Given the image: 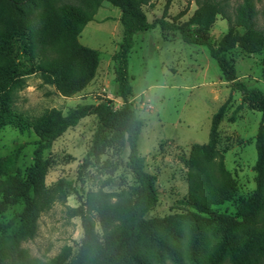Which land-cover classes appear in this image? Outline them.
<instances>
[{"label": "trees", "instance_id": "1", "mask_svg": "<svg viewBox=\"0 0 264 264\" xmlns=\"http://www.w3.org/2000/svg\"><path fill=\"white\" fill-rule=\"evenodd\" d=\"M57 1L0 0V128L9 126L20 134L31 132L36 137L32 163L24 177L14 172L19 145L0 157V215L22 204L19 212L0 223L2 232L14 228L4 240L0 239V264H30L21 244L34 237L41 213L65 201L70 187L63 179L45 186L50 164L43 159V152L67 129L90 115L95 116L97 124L85 158L97 161L106 148L126 149L125 166L134 184L118 192L88 191L76 207H66L69 217L79 219L81 238L75 252L64 246L47 264H152V259L159 261L161 254L177 264L183 224L189 231L185 245L191 264H199L197 256L203 254L207 227L218 236L207 264L223 260L228 264H264V93L238 81L226 56L233 48L246 54L264 49V32L255 25L252 0H241L231 16L220 1L196 0L192 14L182 23L176 22L180 15L171 21L161 17L147 22L139 9L147 0H83L80 6ZM102 1L120 13V41L110 57L120 106L114 108L111 101L103 100L95 105H76L64 115L54 108L34 116L18 111L15 93L23 82L17 57L12 54L14 45L17 56L33 62V70L44 83L52 85L62 97L75 95L92 81L98 66L99 53L80 45L77 38ZM217 16L226 22L227 30L212 42L203 34ZM155 27L161 32H177L185 44L205 47L230 93L237 91L241 102L260 115L254 135V188L246 200L240 201L234 215L211 209L231 201L235 191L222 158L215 159L217 129L228 97L210 117L206 143L193 145L187 158L182 159L187 170L186 195L177 201L182 215L144 218L156 204L157 192L155 178L144 170V158L137 151L141 122L128 101L131 86L127 59L133 36Z\"/></svg>", "mask_w": 264, "mask_h": 264}, {"label": "rangeland", "instance_id": "2", "mask_svg": "<svg viewBox=\"0 0 264 264\" xmlns=\"http://www.w3.org/2000/svg\"><path fill=\"white\" fill-rule=\"evenodd\" d=\"M195 1L169 0L165 8L166 0H147L139 9L147 22L161 17L171 21L180 15L176 22L182 23L195 9ZM217 1L231 16L241 0ZM57 2L80 6L83 0ZM252 2L255 25L264 32V0ZM119 15L116 7L102 1L92 20L81 30L78 43L96 50L99 62L92 81L82 91L69 97L60 96L52 85L44 83L33 70V62L17 56L14 45L12 54L17 57L19 78L23 82L15 93V108L34 116L51 108L60 110L64 115L67 109L76 105H95L103 100L111 101L114 108L119 107L121 101L116 95L110 60L120 41ZM226 30V22L217 16L203 35L217 42ZM226 56L234 66L238 81L247 88H256L264 93V49L257 54H246L233 48ZM127 73L131 86L128 101L141 122L137 151L144 158V170L155 178L157 192V202L144 218L182 215V206L177 204L187 191V170L182 159L187 158L193 145L206 143L210 117L228 97L217 129L215 159L218 156L222 158L223 168L230 174L235 191L231 201L211 209L234 215L240 201L246 200L254 188V135L259 113L242 103L237 91L230 93L205 47L183 43L177 32H161L155 27L135 34L127 59ZM96 124L93 115L82 118L43 152V159L50 164L44 179L45 186L63 179L70 183V187L65 201L54 203L48 211L41 213L36 221L34 237L21 244L30 264H47L64 246L70 247L72 252L76 251L82 234L79 219L69 217L66 207H76L88 191L118 192L134 184L125 166L126 149L106 148L97 161L85 158ZM35 140L31 132L20 134L9 126L0 128V157L20 146L14 167V172L20 177H24L32 163ZM21 207L19 202L1 214L0 223H6ZM91 218L98 232L96 219L93 215ZM13 231L14 228L0 231V239L4 240ZM205 232L204 251L197 256L199 264H207L211 260L218 242V236L211 228L207 227ZM188 238V227L183 224L177 264H191L189 249L185 245ZM151 263L173 264L162 254L159 261L152 259ZM219 264L228 263L223 260Z\"/></svg>", "mask_w": 264, "mask_h": 264}]
</instances>
